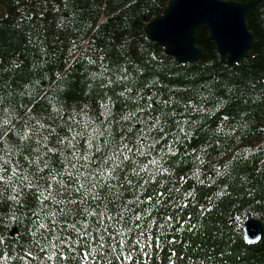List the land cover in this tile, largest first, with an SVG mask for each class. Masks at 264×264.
Here are the masks:
<instances>
[{
  "label": "snow or ice",
  "instance_id": "1",
  "mask_svg": "<svg viewBox=\"0 0 264 264\" xmlns=\"http://www.w3.org/2000/svg\"><path fill=\"white\" fill-rule=\"evenodd\" d=\"M72 22L65 17L58 27ZM100 75L123 88L119 112L106 95L100 111L89 116L83 109L65 111L55 95L45 94L51 111L41 118L16 104L17 95L37 103L35 82L18 93L8 81L0 84V222L24 227L12 243L0 234V264H153L157 252L184 243L178 233L194 234L199 227L184 215L199 200L183 187L188 177L178 176L177 166L191 156V178L200 185L212 179L209 173L231 175L224 170L234 165L227 162L200 172L204 160L196 153L207 155V149L187 151L189 138L202 127L189 114L203 113L202 106L154 94L157 82H141L119 66ZM62 80L60 74L57 84ZM210 211L202 207L199 215ZM187 258L170 250L161 264Z\"/></svg>",
  "mask_w": 264,
  "mask_h": 264
},
{
  "label": "trees",
  "instance_id": "2",
  "mask_svg": "<svg viewBox=\"0 0 264 264\" xmlns=\"http://www.w3.org/2000/svg\"><path fill=\"white\" fill-rule=\"evenodd\" d=\"M169 1L67 0L65 10V0H0V84L8 81L18 93L25 90L24 85L33 88L35 82L34 91L41 93L37 103L17 95L16 104L20 112L41 118L51 111L45 94L55 95L65 111L83 109L89 116L100 111L106 95L114 102L113 111L119 112L121 105L116 100L123 88L107 84L108 76L100 75L119 66L141 82H157L151 88L154 94L163 98L172 95L181 106H202L203 113L189 114L202 127L189 138L187 151L207 149V155L196 153L204 160L199 169L202 173L226 162L234 169H225L231 175L224 177L209 173L212 179L200 185L191 178V156L177 166L178 176L188 177L183 187L195 192L199 200V205L184 215L193 217L191 223L199 227L194 234L178 233L184 243L170 250L180 257L187 255L183 264H264V234L255 244L246 243L243 235V225L250 217L258 218L264 227V175L259 171L264 169V0L246 15L253 35L250 56L233 65L221 61L208 29L198 30L196 43L202 54L191 63L178 62L150 40L145 26L164 12ZM65 17L73 22L58 27ZM60 74L63 80L57 84ZM101 79L104 87H100ZM22 101L24 107L19 108ZM238 154L241 159L237 161ZM221 189V196L209 205ZM202 207L212 211L201 216ZM13 227L18 232L11 236ZM23 233L22 224L0 222V234L8 237L9 243ZM170 250L157 252L153 264H161Z\"/></svg>",
  "mask_w": 264,
  "mask_h": 264
},
{
  "label": "water",
  "instance_id": "3",
  "mask_svg": "<svg viewBox=\"0 0 264 264\" xmlns=\"http://www.w3.org/2000/svg\"><path fill=\"white\" fill-rule=\"evenodd\" d=\"M261 0H170L164 12L145 26L148 38L164 47L180 63L196 61L202 49L196 43L199 29H208L221 61L233 65L250 56L253 35L246 15ZM99 24V23H98ZM13 227L10 235L17 234ZM262 222L250 217L243 225L244 240L255 244L263 237Z\"/></svg>",
  "mask_w": 264,
  "mask_h": 264
}]
</instances>
